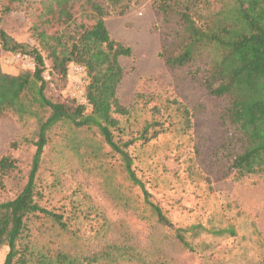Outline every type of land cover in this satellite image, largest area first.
Here are the masks:
<instances>
[{
  "label": "rangeland",
  "instance_id": "374dc122",
  "mask_svg": "<svg viewBox=\"0 0 264 264\" xmlns=\"http://www.w3.org/2000/svg\"><path fill=\"white\" fill-rule=\"evenodd\" d=\"M209 1L215 9L223 2ZM91 2L106 11L109 36L131 48L129 56L119 58L124 74L117 97L129 111L119 118L123 138L134 137L150 121L161 125L152 130L156 136L137 139L128 150L149 200L172 226L150 216L140 188L127 181L119 160L97 134L59 125L50 133L37 172L40 204L49 209L63 206L65 214L76 217L71 230L60 234L39 232L37 227L43 231L49 225L33 221L34 241L45 246L43 251L79 256L108 244H125L140 258L134 264H264V176L232 178L228 163L239 149V134L224 116L226 100L210 95L203 85L208 53L203 51L192 65H166L161 53L179 41V27L175 18L163 19L154 0H121L119 6L110 0H0V29L8 46L21 48L12 52L0 47V70L12 75L33 71L29 51L37 49L45 65L46 96L83 104L87 76L67 70L64 83L53 77L51 51L61 53L59 38L69 42L78 26L95 21ZM177 107L187 109L188 125ZM35 129L32 116L15 111L0 116V158L15 161V168L3 177L0 202L13 198L26 181ZM97 143L100 149L94 147ZM191 225L205 230L198 235L187 231L190 247H185L175 229ZM228 226L234 236L210 232ZM7 250L0 248V264Z\"/></svg>",
  "mask_w": 264,
  "mask_h": 264
},
{
  "label": "trees",
  "instance_id": "16d2710c",
  "mask_svg": "<svg viewBox=\"0 0 264 264\" xmlns=\"http://www.w3.org/2000/svg\"><path fill=\"white\" fill-rule=\"evenodd\" d=\"M25 1L9 0V3ZM110 1L116 6L121 2ZM91 3L97 12L95 21L78 26V32L70 36L69 42L59 38L62 51H51L50 68L51 75L64 83L70 63L83 66L88 79L84 88L86 104L73 99L54 101L46 96L45 65L37 49L29 51L35 63L33 71L12 75L0 70V116L15 111L36 121L32 139L35 151L26 181L13 198L0 202V248H8L2 264H114L119 261L134 264L140 261L133 248L125 244H108L90 255L79 256L61 250L43 251L45 246L31 236L35 220L41 226L49 225L43 231L37 227L39 232L60 234L71 230L70 221L76 217L73 212L65 214L63 206L49 209L40 204L42 191L37 186V172L50 133L59 125L75 133L97 134L108 152L119 160L127 181L140 188L150 216L161 225L172 226L163 210L149 200V193L135 174L133 157L128 150L135 140L146 141L156 136L152 130L159 123L150 121L134 137L123 138L125 131L119 118L127 116L129 111L117 97V86L124 74L119 58L129 56L131 48L109 36L103 20L106 11L98 3ZM154 6L164 20L175 18L179 27V41L161 53L166 65H192L203 51L208 53L209 65L203 85L210 95L226 100L224 116L239 134V149L228 163L232 178L264 176V0H223L217 9L209 0H154ZM0 47L12 52L21 49L18 45L8 46L2 29ZM177 109L183 111L188 125L187 109ZM94 147L100 149L101 144ZM14 168L12 158H0V188L3 177ZM189 230L198 235L205 229L200 225L176 228L175 236L185 247H190L185 236ZM210 232L220 236L236 234L232 226Z\"/></svg>",
  "mask_w": 264,
  "mask_h": 264
},
{
  "label": "built area",
  "instance_id": "2783aa9c",
  "mask_svg": "<svg viewBox=\"0 0 264 264\" xmlns=\"http://www.w3.org/2000/svg\"><path fill=\"white\" fill-rule=\"evenodd\" d=\"M68 70L73 72V73H75V74L86 76V72L84 70V67L81 66V65L70 63L69 66H68ZM81 102L83 104L86 103V99H85V96H84V91L81 94Z\"/></svg>",
  "mask_w": 264,
  "mask_h": 264
}]
</instances>
